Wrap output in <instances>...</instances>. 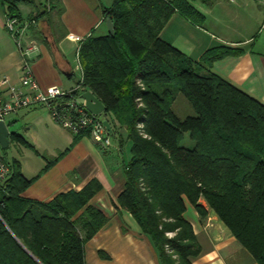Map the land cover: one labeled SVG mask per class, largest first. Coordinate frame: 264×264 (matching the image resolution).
<instances>
[{"label": "trees", "instance_id": "16d2710c", "mask_svg": "<svg viewBox=\"0 0 264 264\" xmlns=\"http://www.w3.org/2000/svg\"><path fill=\"white\" fill-rule=\"evenodd\" d=\"M2 2L7 17L20 21L23 3L31 7L29 19L49 13L40 0ZM175 11L196 23L204 19L190 0H113L103 9L113 33L90 35L78 49L81 90L105 105L109 133L119 126L130 143L118 204L152 240L161 264H175L164 241L178 264H193L200 252L183 215L184 200L201 218L213 211L257 264H264V104L211 71L231 48H211L194 62L161 38ZM178 93L194 115L181 118L174 111ZM185 133L193 146L182 145ZM9 141L26 144L15 133ZM6 162L11 175L0 186V264H85L84 244L106 222L88 203L100 184L92 180L78 192L38 202L22 196L34 178ZM165 232L174 236L166 240Z\"/></svg>", "mask_w": 264, "mask_h": 264}, {"label": "crops", "instance_id": "0c3cea01", "mask_svg": "<svg viewBox=\"0 0 264 264\" xmlns=\"http://www.w3.org/2000/svg\"><path fill=\"white\" fill-rule=\"evenodd\" d=\"M112 1L47 0L51 4L47 21L29 19L31 7L19 5L23 20L30 23L26 40L38 45L28 61L41 89L51 85L70 89L78 83L68 50L74 47L77 53L86 37L100 36L95 35L97 30H105L101 35L107 33L103 9ZM190 2L204 16L202 22L175 11L161 38L194 62L211 48H231L233 52L215 61L211 71L264 104V0ZM6 19L0 0V93L20 85L25 61L5 28ZM5 122L10 135L18 134L26 142L9 141L10 157L3 153L10 164L19 165L26 179L34 178L23 197L47 203L60 193L80 191L92 180L100 184L88 203L106 217V222L84 244L85 264H161L152 240L117 201L125 185L123 168L130 158L125 132L120 131V139L117 133L112 134L117 142L103 147L87 135L76 138L52 120L44 105L21 108ZM49 160L52 163L45 168ZM200 203L208 208L203 199ZM184 204V218L192 225L200 247L193 264H257L213 211L208 209L201 218L192 204L187 200Z\"/></svg>", "mask_w": 264, "mask_h": 264}, {"label": "built area", "instance_id": "2783aa9c", "mask_svg": "<svg viewBox=\"0 0 264 264\" xmlns=\"http://www.w3.org/2000/svg\"><path fill=\"white\" fill-rule=\"evenodd\" d=\"M29 24V22L20 21L17 18L7 17L6 19L5 28L25 57V61L22 66L20 85L10 86L5 92L0 93V120L5 121L10 114L21 108L44 105L48 109L52 120L72 134L87 135L95 143L103 147H110L112 145L110 133L103 123L106 118L91 113L81 97L84 92L81 90L83 72L78 50L74 67L78 72V83L70 89H63L58 85L41 89L28 61L31 55L38 51V45L35 42L26 40ZM2 156L0 147V186L11 175V167Z\"/></svg>", "mask_w": 264, "mask_h": 264}, {"label": "rangeland", "instance_id": "374dc122", "mask_svg": "<svg viewBox=\"0 0 264 264\" xmlns=\"http://www.w3.org/2000/svg\"><path fill=\"white\" fill-rule=\"evenodd\" d=\"M46 1L47 0H42L43 4L46 6V8L49 9L51 7V4L48 5V3ZM56 12H58V10H56ZM104 32H105L104 29H100V30H97L95 32V35H101ZM75 50L76 49L74 47L73 48H70L68 50V53L71 54V58L70 59H72L74 62H75L74 59H75V53H76ZM75 77H76V79H78V77H79L78 76V73L75 74ZM172 107H173L174 111L181 118H184V117L189 116V115H194V111H193L190 103L181 94H179V93L176 95V98H175V100H174V102L172 104ZM101 116L102 117H105L103 114H101ZM121 130H122L123 133L125 132V130L123 128H120L118 126L117 134L116 135H117V137L119 139L121 137V133H120ZM124 134H126V133H124ZM110 138H111L112 144L117 142V139L114 138L112 134H110ZM182 145L185 146V147H191V146L194 145L193 141L190 140L188 133H185L184 134V138H183V141H182ZM125 146H127V153H128L129 152V148H130L129 141H125ZM1 151H2V154L5 153V151H6L7 153H5V154H6L7 158H9L10 157V154H11V146H10V148H7L6 150L1 148ZM173 236H174V233L173 232H165V234H164V238L166 240L167 239H171ZM163 249L166 252V254H168L171 257L172 260H175V264H178V256L175 254L174 251H172L170 249V246L167 243V241H164V243H163Z\"/></svg>", "mask_w": 264, "mask_h": 264}, {"label": "water", "instance_id": "95a60500", "mask_svg": "<svg viewBox=\"0 0 264 264\" xmlns=\"http://www.w3.org/2000/svg\"><path fill=\"white\" fill-rule=\"evenodd\" d=\"M105 25L109 34L113 33V24L110 19L105 21ZM84 99L86 108L95 115H101L106 111L105 105L102 101L90 90H86L81 94ZM106 129L110 132L111 127L107 120L103 121ZM9 129L4 120H0V147L6 149L9 145Z\"/></svg>", "mask_w": 264, "mask_h": 264}]
</instances>
